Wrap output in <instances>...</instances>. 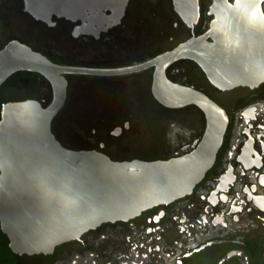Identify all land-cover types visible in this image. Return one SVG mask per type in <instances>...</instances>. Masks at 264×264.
Listing matches in <instances>:
<instances>
[{
  "label": "flooded vegetation",
  "instance_id": "af4514ba",
  "mask_svg": "<svg viewBox=\"0 0 264 264\" xmlns=\"http://www.w3.org/2000/svg\"><path fill=\"white\" fill-rule=\"evenodd\" d=\"M3 1L17 3L16 12L26 17L19 21L22 26L71 39V46L65 51L51 42L35 47L15 32L0 41V49L19 40L55 63L95 68L148 61L201 37L214 18V0ZM154 70L151 66L124 75H66L67 98L59 113L71 96L73 114L81 125L90 123L96 139L79 149H96L124 161L167 159L198 145L207 126L204 111L195 104L160 103L152 90ZM166 75L203 92L227 115L222 144L202 180L185 196L128 220L101 223L50 253H13L0 227L4 237L0 247L9 253L0 256V264H264V82L221 89L192 58L174 61ZM132 76L140 81L135 84L137 94L129 91L133 83L125 82ZM135 96L136 103H130ZM25 99L47 106L53 99L49 80L33 71L12 74L0 85V118L4 103ZM141 104L157 117L153 140L157 153L153 158L140 154L118 158L108 149L135 128L134 119L144 112ZM102 131L107 138L99 135Z\"/></svg>",
  "mask_w": 264,
  "mask_h": 264
},
{
  "label": "water",
  "instance_id": "95a60500",
  "mask_svg": "<svg viewBox=\"0 0 264 264\" xmlns=\"http://www.w3.org/2000/svg\"><path fill=\"white\" fill-rule=\"evenodd\" d=\"M264 0H214L201 37L127 67L62 65L11 40L0 49V85L18 71L44 75L53 99L9 101L0 118V227L15 254L50 253L101 223L128 220L189 194L213 165L227 125L225 111L203 92L170 80L180 58L199 63L221 88L264 82ZM155 66L152 90L165 106L195 104L207 126L191 151L167 159L117 161L96 149L64 146L52 129L67 98L68 74L124 75Z\"/></svg>",
  "mask_w": 264,
  "mask_h": 264
},
{
  "label": "rangeland",
  "instance_id": "374dc122",
  "mask_svg": "<svg viewBox=\"0 0 264 264\" xmlns=\"http://www.w3.org/2000/svg\"><path fill=\"white\" fill-rule=\"evenodd\" d=\"M17 3H9L4 5V1L0 0V41L1 43L5 42L8 37L12 36L13 33L22 35V37L29 41L35 47H41L47 43H56L58 48H62L63 51L66 50L68 46H71V39L61 38L55 34L49 35L44 34L43 29L36 31L33 27H24L20 24V20H25L26 17L20 15L16 12L18 8ZM124 79V78H120ZM127 79V78H126ZM125 82L133 83V86H130L129 91L136 93V82H140L135 76L129 77ZM137 97L130 99V103H136ZM72 97H69V100L65 108L55 117L52 124V129L55 135L59 138L61 143L72 149L86 148L90 147L96 139H92L90 130V123L83 122L82 125L79 121V118L75 116L72 112ZM142 105V104H141ZM151 107V105H149ZM143 115L141 118L134 119L135 128L128 132L123 141H116L120 144H115L114 147L108 149L109 152H112L114 156L121 158L126 156L131 158L133 156H140L153 158L157 153V148L153 144V140L156 133V124L157 117L155 114L147 113V107H142ZM146 108V109H145ZM83 121V119H81ZM183 123H186L185 120L181 119ZM186 124H189L188 122ZM103 137H108V134L105 131H102V134H99ZM97 135L96 137H100ZM91 137V138H90ZM118 146V147H117ZM121 146V148L119 147ZM114 149V150H113ZM0 239L4 240V237L0 234ZM8 250L5 247H0V256L7 255Z\"/></svg>",
  "mask_w": 264,
  "mask_h": 264
}]
</instances>
